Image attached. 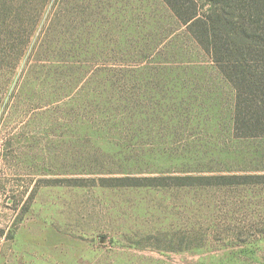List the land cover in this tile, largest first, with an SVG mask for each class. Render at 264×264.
<instances>
[{
	"label": "rangeland",
	"instance_id": "374dc122",
	"mask_svg": "<svg viewBox=\"0 0 264 264\" xmlns=\"http://www.w3.org/2000/svg\"><path fill=\"white\" fill-rule=\"evenodd\" d=\"M17 1L0 264H264V137L235 136V92L187 27L161 0Z\"/></svg>",
	"mask_w": 264,
	"mask_h": 264
},
{
	"label": "trees",
	"instance_id": "16d2710c",
	"mask_svg": "<svg viewBox=\"0 0 264 264\" xmlns=\"http://www.w3.org/2000/svg\"><path fill=\"white\" fill-rule=\"evenodd\" d=\"M161 1L233 88L235 136L264 137V0ZM17 2L22 8L33 4ZM49 36L45 34L32 53L43 62L41 55L55 51Z\"/></svg>",
	"mask_w": 264,
	"mask_h": 264
}]
</instances>
